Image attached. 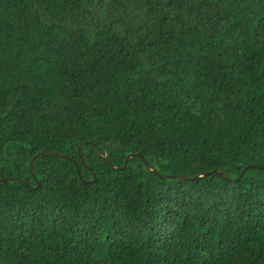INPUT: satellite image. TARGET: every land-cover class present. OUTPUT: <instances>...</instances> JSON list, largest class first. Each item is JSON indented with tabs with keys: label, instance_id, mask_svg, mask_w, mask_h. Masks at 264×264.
<instances>
[{
	"label": "trees",
	"instance_id": "obj_1",
	"mask_svg": "<svg viewBox=\"0 0 264 264\" xmlns=\"http://www.w3.org/2000/svg\"><path fill=\"white\" fill-rule=\"evenodd\" d=\"M258 167L264 0H0V264H264Z\"/></svg>",
	"mask_w": 264,
	"mask_h": 264
},
{
	"label": "water",
	"instance_id": "obj_2",
	"mask_svg": "<svg viewBox=\"0 0 264 264\" xmlns=\"http://www.w3.org/2000/svg\"><path fill=\"white\" fill-rule=\"evenodd\" d=\"M83 145H84V144H81V145L79 146V148H78V153H79V156H80V158H81L82 164H83L84 166H86V165H85V162H84V160H83V157H82V155H81V148L83 147ZM99 154H100V157H101L103 160H105L110 166H112L111 163L109 162L108 157H107L106 155H104V154L101 153V152H99ZM40 156L59 157V158H62V159H66V160L71 161V162L75 165V167H76V169H77V172H78V175H79L80 180H81L82 182H86V181L82 178V173H81V170H80L79 166L76 165L75 162H74L73 160H71L70 158H68L67 156H64V155H61V154H57V153H39L38 155H36V156L32 159V162H31V164H30V172H31V174H32V176H33V178H34V180H35V183H36V187H35V188H37V187L39 186V181H38L37 177H36L35 174H34V162H35V159H36L37 157H40ZM135 156L140 157V158L143 160L144 165L147 167V169H148L150 172L157 174V171H156L153 167H151V166L148 164V162H147L142 156H140V155H130V156H128L127 159H126V162H125V165H124V168H123V169H126V168H127V166H128V162H129L133 157H135ZM86 167H87V166H86ZM112 167H113L114 169H116V170H120V168H117V167H114V166H112ZM251 168H255V166H250V167L246 168V169L241 173V175H240L237 179H235V180H233V181L238 182V181L243 177V175L245 174V172H246L248 169H251ZM258 168H259V167H258ZM88 169L93 173V170H92L91 168H88ZM259 169H261V170L264 171V168H259ZM214 173L217 174V175H219V176H221L222 178H224V179L230 181V178L227 177L223 172H221V171H215ZM210 174H211V173H203V174H200L199 177H200V178H203V177H206V176H208V175H210ZM93 176H94V180H95V175H94V173H93ZM159 176H160V178H162V179H171V178H175V179H186V177H182V176H168V175H159ZM6 180L18 181V182H21V183H23V184H25V185H28L26 182L21 181V180L16 179V178H2V179H0V182H2V181H6Z\"/></svg>",
	"mask_w": 264,
	"mask_h": 264
}]
</instances>
